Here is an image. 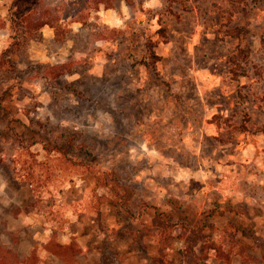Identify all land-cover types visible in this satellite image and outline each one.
<instances>
[{"label":"rangeland","instance_id":"obj_1","mask_svg":"<svg viewBox=\"0 0 264 264\" xmlns=\"http://www.w3.org/2000/svg\"><path fill=\"white\" fill-rule=\"evenodd\" d=\"M248 3L0 0L4 244L33 264H264V0Z\"/></svg>","mask_w":264,"mask_h":264},{"label":"trees","instance_id":"obj_2","mask_svg":"<svg viewBox=\"0 0 264 264\" xmlns=\"http://www.w3.org/2000/svg\"><path fill=\"white\" fill-rule=\"evenodd\" d=\"M235 3L239 4L241 6V10L243 11H249V8L247 7L249 5L248 3V0H233ZM254 2V4H259V2L261 0H252ZM168 10H171V8H169ZM158 22L160 24V27L158 29V31L162 34V35H165L166 34V27L162 24L163 23V20H162V16H159L158 17ZM241 28L240 26H237L234 27V30L240 34L241 33ZM150 40V39H149ZM149 44L152 45L151 41L149 42ZM153 56L156 57L155 53L153 52ZM53 148H57L59 150H63L65 153H68L71 149H72V145L71 146H59V145H53ZM169 222L171 224H174L173 222H171L169 220ZM185 226V225H184ZM189 229V227H188ZM191 233L196 235L197 236V233L195 231V229H190ZM199 238V236H198ZM195 239V242L198 243V240L199 239ZM50 250L54 253H56L57 255L59 256H62L65 260L68 261V258L66 257V255L64 254V251H62V248H67L68 244H60V243H55V244H50L48 245ZM13 249L11 248H8L7 245L3 244L1 241H0V255H1V258H7V262L6 259L4 262L0 263V264H33V262H36L38 256L36 255V253H34L33 251V254L31 255H17L16 252H14V250L12 251ZM12 261H10V259Z\"/></svg>","mask_w":264,"mask_h":264},{"label":"crops","instance_id":"obj_3","mask_svg":"<svg viewBox=\"0 0 264 264\" xmlns=\"http://www.w3.org/2000/svg\"><path fill=\"white\" fill-rule=\"evenodd\" d=\"M1 240V239H0ZM2 241V240H1ZM45 242V244H46V246H47V248H48V245H50V244H53L52 243V241H51V239H46V241H44ZM2 243L4 244H6V242H4V241H2ZM7 246H8V248H11V249H13L14 251H16L12 246H10V245H8L7 244ZM48 250H50V249H48ZM33 251H34V253H35V250H34V248H32L28 253H25V254H20L19 252H17L16 251V253H18L17 255H24V256H28V255H31V254H33ZM51 251V250H50ZM52 252V251H51ZM54 253V252H53ZM56 254V253H55ZM37 255V254H36ZM38 256V255H37Z\"/></svg>","mask_w":264,"mask_h":264}]
</instances>
